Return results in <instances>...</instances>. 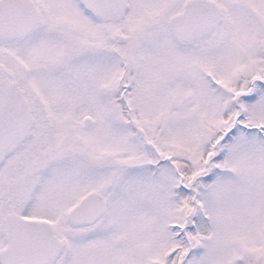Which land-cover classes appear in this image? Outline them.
Here are the masks:
<instances>
[{
    "label": "snow or ice",
    "instance_id": "6c2138e0",
    "mask_svg": "<svg viewBox=\"0 0 264 264\" xmlns=\"http://www.w3.org/2000/svg\"><path fill=\"white\" fill-rule=\"evenodd\" d=\"M0 264H264V0H0Z\"/></svg>",
    "mask_w": 264,
    "mask_h": 264
}]
</instances>
